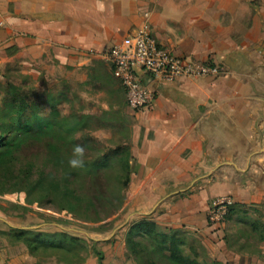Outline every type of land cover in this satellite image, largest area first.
Instances as JSON below:
<instances>
[{
	"label": "crops",
	"instance_id": "1",
	"mask_svg": "<svg viewBox=\"0 0 264 264\" xmlns=\"http://www.w3.org/2000/svg\"><path fill=\"white\" fill-rule=\"evenodd\" d=\"M0 24V67L24 57L31 70L80 72L107 97L102 112L126 100L105 52L143 24L179 57L217 66V76L143 79L155 100L130 109L126 202L210 231V202L228 195L261 212L264 229V0H0ZM17 259L0 245V264Z\"/></svg>",
	"mask_w": 264,
	"mask_h": 264
},
{
	"label": "rangeland",
	"instance_id": "2",
	"mask_svg": "<svg viewBox=\"0 0 264 264\" xmlns=\"http://www.w3.org/2000/svg\"><path fill=\"white\" fill-rule=\"evenodd\" d=\"M21 59L22 62L18 57L11 58L0 67V87H4L1 83H11L19 88L23 95L29 94L35 100L42 97L40 106L45 115L51 110L52 103L65 116L73 115L79 118L83 114H90V119L86 120L85 135L75 136L79 145L85 146V160L99 159L104 153L129 141L133 115L127 100L119 102L115 111L105 115V118L92 117V114H102L101 108L104 106V99H107L93 78H89L90 84L85 85L86 81H82L83 75L80 72L74 73L60 68L46 71L32 67L36 70L33 72L27 62L28 58ZM1 101L0 98V105ZM102 124H107L108 127H99ZM52 139V136H48L43 141H31L18 152L19 164L32 165L34 178L42 172L61 173V169L55 168L48 160V142ZM73 149L72 146L65 145L63 151L73 157ZM84 169L81 171L82 174L86 173ZM123 171L113 160L108 167L98 170V176L92 178L94 180L87 177L83 181L84 188L78 191L80 197L84 198L82 202H95L97 215L93 212L88 215L67 213L60 209L57 198L27 204L24 192L0 196V245L9 255L18 257L16 263L66 264L63 255L47 251L32 255L24 243L18 242L7 233L11 227L31 228L42 232L64 229L72 235L97 241L98 247L104 252V259L100 264H151L153 261L151 256L137 257L129 247L128 230L134 222L147 216L140 213L147 210H144L141 202H135L136 209H133L126 200L122 205L120 197L118 200L115 199L118 194L122 196L125 194L121 185L125 178ZM108 199L115 203L112 209L104 205V202H109ZM246 212L250 219L260 217L261 214L252 207ZM240 216V214L231 216L224 224L216 226L215 230L185 227L176 229L183 230L186 238L185 251L196 254L200 261L264 264V255L261 253L264 250V242L259 241L257 234L253 235L249 230L250 221L241 219ZM169 223L171 222L168 219L158 222L163 229H175ZM103 225L107 226L102 227ZM144 252L140 255H144ZM154 260L155 264H170L164 258ZM98 262V258L91 254L82 264Z\"/></svg>",
	"mask_w": 264,
	"mask_h": 264
},
{
	"label": "trees",
	"instance_id": "3",
	"mask_svg": "<svg viewBox=\"0 0 264 264\" xmlns=\"http://www.w3.org/2000/svg\"><path fill=\"white\" fill-rule=\"evenodd\" d=\"M1 84L4 87H0L2 100L0 105V196L24 192L27 204L42 202L46 199L52 201L53 198H57L60 209L67 213L88 215L93 212L97 215L96 203L82 202L84 198L80 197L78 191L84 188L85 178L94 180L92 178L98 176V170L108 167L113 160L124 170L125 178L121 185L126 194L132 169L128 142L104 153L99 159L85 160L83 168L74 169L69 164V160L73 157L66 154L63 149L65 145L74 148L79 144L75 136L85 135L86 120L91 115L83 114L79 118L73 115L65 116L51 99H49L52 103L51 110L45 115L40 106L42 97L35 100L29 94H21L20 89L11 83ZM110 112L104 111L100 115L92 114V117L102 119ZM99 127L107 128L108 126L102 124ZM48 136L53 138L51 142H48V160L55 168H60L61 173L42 172L34 178L33 166L19 164L18 152L29 142L43 141ZM83 169L86 171L84 174L81 173ZM125 194L123 196L118 194L115 198L118 200L120 197L122 205L126 200ZM108 200L109 202H104V205L109 206L110 209L115 207V203L111 199ZM246 211L240 204L233 203L228 208L226 220L235 214L244 217ZM249 224L252 234H257L258 240L264 241L263 223L260 218L251 219ZM105 226L107 225L102 227ZM7 233L18 242L24 243L32 255L40 251L63 255V261L66 264H82L91 254L98 258V264L104 259V252L98 247L97 241L72 235L64 229L56 232H42L31 228L11 227ZM128 236L129 247L133 253L137 257L151 256L153 258L151 264H155L154 258H164L170 264H223L218 261H200L196 254L187 253L183 230L163 229L149 216L134 222L128 230ZM143 251H145L144 255H140Z\"/></svg>",
	"mask_w": 264,
	"mask_h": 264
},
{
	"label": "built area",
	"instance_id": "4",
	"mask_svg": "<svg viewBox=\"0 0 264 264\" xmlns=\"http://www.w3.org/2000/svg\"><path fill=\"white\" fill-rule=\"evenodd\" d=\"M105 55L133 111L149 109L155 100V93L144 83V78L172 82L181 78L217 76L220 73V69L211 62L186 60L159 44L149 24H143L134 34L124 37L106 50ZM233 203L228 195L213 200L207 212L208 223L211 226L224 224L228 208Z\"/></svg>",
	"mask_w": 264,
	"mask_h": 264
},
{
	"label": "clouds",
	"instance_id": "5",
	"mask_svg": "<svg viewBox=\"0 0 264 264\" xmlns=\"http://www.w3.org/2000/svg\"><path fill=\"white\" fill-rule=\"evenodd\" d=\"M85 146L76 145L73 149V158L69 160V164L74 169H80L85 166Z\"/></svg>",
	"mask_w": 264,
	"mask_h": 264
}]
</instances>
